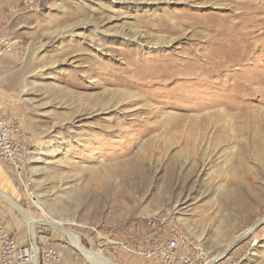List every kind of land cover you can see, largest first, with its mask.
Masks as SVG:
<instances>
[{"label":"rangeland","instance_id":"374dc122","mask_svg":"<svg viewBox=\"0 0 264 264\" xmlns=\"http://www.w3.org/2000/svg\"><path fill=\"white\" fill-rule=\"evenodd\" d=\"M236 3L0 0V110L25 153L20 173L0 158V228L40 264H91L57 222L111 263L161 264L137 254L158 214L198 264H264V225L237 242L264 221V0L242 32Z\"/></svg>","mask_w":264,"mask_h":264},{"label":"built area","instance_id":"2783aa9c","mask_svg":"<svg viewBox=\"0 0 264 264\" xmlns=\"http://www.w3.org/2000/svg\"><path fill=\"white\" fill-rule=\"evenodd\" d=\"M13 51L12 40L0 39V56ZM18 135L19 128L10 124L0 110V158L20 173L25 153L16 141ZM147 222L152 229L159 231V238L150 248L138 251V255L147 260L159 261L161 264H198L196 257L190 253V243L180 231L176 219L158 214ZM34 254L30 253L27 246L19 245L10 231L0 228V264H40L38 256L34 261ZM200 257L197 253V258ZM57 260V253L50 249L43 255L42 264H54Z\"/></svg>","mask_w":264,"mask_h":264},{"label":"bare ground","instance_id":"6f19581e","mask_svg":"<svg viewBox=\"0 0 264 264\" xmlns=\"http://www.w3.org/2000/svg\"><path fill=\"white\" fill-rule=\"evenodd\" d=\"M220 1V0H219ZM253 0H237V3H236V9H242L244 12H241V13H236L235 16L236 18L238 19V22H237V26H239L240 29H238V31L242 32L243 29H245V27L249 26L253 20H254V17H253V14L255 12H261L260 10L263 9V7H259V8H255V6L252 4ZM259 2V1H258ZM207 3V2H206ZM224 3V2H223ZM231 3V2H230ZM228 5V4H227ZM260 5V4H259ZM262 8V9H261ZM229 9H231V6L229 7ZM249 10V11H247ZM237 11V10H236ZM263 11V10H262ZM235 12V11H234ZM256 18V17H255ZM231 19V18H229ZM236 19V20H237ZM226 20V19H225ZM259 20V19H258ZM255 21V20H254ZM260 21V20H259ZM256 22V21H255ZM234 27H236L234 25ZM238 28V27H236ZM263 28V27H262ZM215 30V29H214ZM224 30V29H223ZM249 30V29H248ZM261 30V29H260ZM259 30V31H260ZM212 31V30H211ZM222 32V31H221ZM227 32V31H226ZM231 32V31H230ZM218 33V32H217ZM238 33V32H237ZM222 34V33H221ZM252 34V32H248L245 37L243 36V39H246L248 37H250ZM239 36H242L241 33L238 34ZM232 36V35H231ZM256 36V35H255ZM225 37V36H224ZM259 38V37H258ZM235 40V39H234ZM237 41V40H236ZM252 42V41H251ZM248 43V42H247ZM255 43V42H254ZM157 44H168L167 42H161V40H159V42L157 41ZM235 56V55H234ZM199 57V56H198ZM198 61V60H197ZM216 61V60H215ZM215 61H207V64L210 65L213 70L214 73H219L217 72V70L219 69L217 66V62ZM219 63V62H218ZM244 65V64H243ZM239 66H240V63H239ZM225 70V69H224ZM219 71V70H218ZM223 71V70H222ZM213 74V73H212ZM243 93V92H242ZM255 94V93H254ZM97 107H103V106H99L97 105ZM117 107L114 106V108ZM119 128V126H118ZM120 130V129H119ZM119 130H116L115 132H118ZM37 200H39L38 198H36ZM12 204L15 205V207L23 214V216L26 218V220H28V224H29V228H30V234H31V239L33 241V244L35 246V242H36V239H37V232H36V227H37V223H39L38 221H36L35 219L31 218L29 215H28V212L26 210H24L20 205L14 203L11 201ZM35 205V204H34ZM37 206V205H36ZM50 218V217H49ZM54 221V220H53ZM55 226H58L60 227L64 232L65 234H67L69 236V238L71 239L72 241V244L76 247V249L78 251H80L84 257H86L88 259V261L91 263V264H114V263H111L110 261L106 260V259H103V258H100L98 256H95V255H92L91 253L87 252L80 244V241L78 239V237H76L74 235L73 232H71L70 230L68 229H65L63 227V223L62 222H57L55 224ZM255 231V227L252 229V231L250 232H246L243 236H241L240 238H238L237 242L246 237L247 235L253 233ZM34 249V258L37 257V254H38V249L36 247H33ZM224 257V253L223 254H220L215 260H210V261H207L205 264H215L217 263L219 260H221L222 258ZM206 258V257H205ZM35 261V260H34Z\"/></svg>","mask_w":264,"mask_h":264},{"label":"water","instance_id":"95a60500","mask_svg":"<svg viewBox=\"0 0 264 264\" xmlns=\"http://www.w3.org/2000/svg\"><path fill=\"white\" fill-rule=\"evenodd\" d=\"M262 225H264V221L262 223H260L257 227H255V230H257Z\"/></svg>","mask_w":264,"mask_h":264},{"label":"crops","instance_id":"0c3cea01","mask_svg":"<svg viewBox=\"0 0 264 264\" xmlns=\"http://www.w3.org/2000/svg\"><path fill=\"white\" fill-rule=\"evenodd\" d=\"M2 87H4L5 85L3 84V85H1Z\"/></svg>","mask_w":264,"mask_h":264}]
</instances>
